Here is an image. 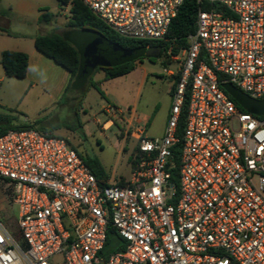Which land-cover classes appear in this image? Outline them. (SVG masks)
<instances>
[{
	"label": "built area",
	"instance_id": "1",
	"mask_svg": "<svg viewBox=\"0 0 264 264\" xmlns=\"http://www.w3.org/2000/svg\"><path fill=\"white\" fill-rule=\"evenodd\" d=\"M184 1L82 0L120 37L150 42L166 38ZM203 1L225 13L199 10L183 58L167 52L178 67L165 69L177 81L164 132L136 131L124 185L100 183L65 138L0 136V184L18 227L0 219V264H264V116L222 87L264 101V0ZM109 228L124 249L104 258Z\"/></svg>",
	"mask_w": 264,
	"mask_h": 264
},
{
	"label": "rangeland",
	"instance_id": "2",
	"mask_svg": "<svg viewBox=\"0 0 264 264\" xmlns=\"http://www.w3.org/2000/svg\"><path fill=\"white\" fill-rule=\"evenodd\" d=\"M69 7L61 9L57 0H43L42 10L39 17L45 13L55 16L51 23L40 24L39 17L30 15L22 16L12 12L6 13L10 16L11 27L7 29L12 36H18V41H8L17 44V48L23 51L34 49L32 38L42 34L37 24L44 25L46 34L64 35L69 29L66 22L70 16ZM75 34V33H74ZM64 37V36H63ZM70 38V37H69ZM74 46L79 50L81 57L87 66L85 75L90 80L98 83V87L104 92L105 97L118 103V109L125 115H129L130 108L136 107L139 114L145 112L146 106L157 102L159 107L153 113L150 125L141 127L145 130V136L149 138H161L163 129L167 122L168 94L167 90L171 82L167 79L165 69H177V63L172 61L166 64L165 54L157 60L151 61L143 58L135 62V69L127 78L117 77L119 80L113 85L101 88V70L91 74L92 53L95 48L97 36L82 32L71 38ZM9 45V48H16ZM153 53V54H152ZM151 54L154 55V51ZM183 58V54L179 55ZM41 62L32 64L31 72L26 79L5 80L0 91V114L6 116L7 120L14 126H29L39 133L49 136L68 135L65 137L79 152L90 157H97L108 175L114 180L131 178L134 153L139 141L131 138L124 117L121 114L110 111L106 114V120H111V130L103 131L100 118L101 107L104 101L100 93L94 87H89L85 96L72 103L65 101L64 96H59L60 86L63 85V70L47 58H41ZM148 74L147 83H143V77ZM92 75V76H91ZM143 83V84H142ZM72 88L68 93L77 95L80 85ZM60 85V86H59ZM83 97V98H82ZM86 110L84 112L83 110ZM113 110H117L113 107ZM81 123V127L79 126ZM3 125H7L5 122ZM52 132V133H47ZM117 183V182H111ZM10 192L0 184V219L9 227L12 233L18 231L16 224V208L7 198Z\"/></svg>",
	"mask_w": 264,
	"mask_h": 264
},
{
	"label": "trees",
	"instance_id": "3",
	"mask_svg": "<svg viewBox=\"0 0 264 264\" xmlns=\"http://www.w3.org/2000/svg\"><path fill=\"white\" fill-rule=\"evenodd\" d=\"M61 9L69 7V18L66 22V27L72 32H85L91 33L105 42L120 46L128 51H135L137 58L134 61L120 63L118 61L101 60V56L97 49L92 53V72L95 73L99 70L105 73L107 80L114 79L120 76L129 74L135 69V62L137 60L148 58L151 61L157 60L161 55L165 54L166 64L172 63L167 52L171 50L172 56L176 57L182 53L188 47V36L193 34L196 30V20L199 10H215L224 12L225 10L219 4H210L203 0H185L180 7L177 16L170 24L166 38L163 41L150 42L125 39L120 37L114 31H112L107 25H105L100 19H98L82 2V0H57ZM55 16L51 13H45L39 17V23H51ZM0 33L11 35V33L0 27ZM69 33V35H70ZM69 35L63 37L57 34L39 35L34 39V46L38 52L44 55L46 58L52 60L56 65L65 69L69 73V81L65 92L70 91L72 88H77L78 83L82 82L80 89L82 96L84 97L88 88L94 87L100 93L103 99H106L104 92L98 87V83L92 82L90 76L85 75L87 72V64L84 63L79 50L74 46L73 40L69 38ZM159 52L158 58L148 57V53ZM153 54V53H152ZM151 54V55H152ZM5 76L7 78L22 80L25 79L28 72L29 56L25 52H18L12 50H6L2 53L0 61ZM92 76V75H91ZM177 81V77L174 79ZM222 81L223 78L219 77ZM173 84V86H174ZM82 97V98H83ZM237 104V103H236ZM238 105V104H237ZM185 111H183L182 120L179 125L178 133L182 134L184 127ZM7 125H3L4 123ZM81 127V124L79 123ZM31 129L27 125L14 127L6 118L0 114V136L6 134L10 130H29ZM68 141V140H67ZM78 155L83 159L85 165L89 168L91 173L97 178L100 183L107 182L109 175L103 168L101 162L97 157H90L79 152L76 148ZM139 151L138 147L135 151ZM134 153V156L136 154ZM174 167L170 169L171 182L177 184L178 182V168L180 159V145L173 150ZM140 155L138 154L137 157ZM131 164H134L132 159ZM120 185H124L125 181L118 182ZM124 243V242H123ZM124 249L122 240L116 234L114 229L109 228L107 243L102 255L104 258L111 253Z\"/></svg>",
	"mask_w": 264,
	"mask_h": 264
},
{
	"label": "crops",
	"instance_id": "4",
	"mask_svg": "<svg viewBox=\"0 0 264 264\" xmlns=\"http://www.w3.org/2000/svg\"><path fill=\"white\" fill-rule=\"evenodd\" d=\"M42 5H43V0H0V27L7 28V29L11 27L10 16L7 15L6 13L12 12L15 14H21L22 16L30 15L33 17H39V11L43 9ZM37 26L40 27V30L42 32V34H39V35H47L45 32L46 30L44 29V25L37 24ZM70 32L71 31L69 30L62 36L65 37V36L69 35ZM74 33L79 34V32H72V33H70L69 37L72 38V36L75 35ZM39 35H37V36H39ZM37 36H34V38H32L33 44H34V39ZM10 39L18 41L19 37L18 36H12V34L7 35L5 33H0V61H1L2 53L6 50L25 52L21 48H17L16 43H12V42L8 41ZM11 44L16 45V46H14L16 48H9V45H11ZM25 53H27L29 56V66H28V72H27V76H26V78H28V76L31 72L32 64L34 62H41V60H42L41 58H43L45 56L42 55L40 52H38L36 50V48H34V49L31 48L30 50L26 51ZM48 60H50V59H48ZM50 61L53 62L52 60H50ZM62 70H63V76H62L63 77V83H61V84H63V85H61V86L59 85L60 86L59 96H61V97L64 96L65 101L72 103V106H73V104L75 102H78L80 100L81 90L79 91V93L77 95H75L74 92L73 93H68L69 91L65 92V89L67 87V84H68L70 77H69V73L65 69L62 68ZM99 74L101 76L100 77L101 88L103 86H106V85H113L117 82V80H119V78L107 80L105 78V73L103 71L99 72ZM130 74H131V72L127 75L120 76V77L127 78L126 76H129ZM147 77H149L148 74H145L143 77L142 82L144 84L147 83V81H148ZM10 79H12V78H7L5 76L4 69L0 63V91H2L3 82L5 80H10ZM167 79L169 81H172L170 87H168V90H167V94H168V98H169V101H168L169 106H168L167 114H169L170 106H171V89L173 87L174 80H173V78H170V77H167ZM103 101H104V104L101 107L100 118L103 119L104 121L101 125V129L103 131H107V130L112 129L113 122L111 120H108V121L106 120V114L110 113V111H111L110 109L115 107L117 109L115 112L118 114H121L124 117L128 129L131 131V138L134 140H137L136 131L141 127L147 128L150 125L152 118H153V113L159 107V104L157 102H153V104L151 103L149 106H146L145 112H142L141 114H139L137 112L136 107H132V108H130L131 110H130L129 115H125V113L122 110L118 109V107H119L118 103H115L113 100L111 101L109 98L103 99ZM83 111L86 112V110H83ZM167 118H168V115H167ZM163 132H164V129H163ZM47 133H52V132H47ZM57 137H62V138L67 137L68 138L69 136L68 135H60ZM121 180L126 181L125 179L113 181V179L110 176H109L108 181L109 182H120Z\"/></svg>",
	"mask_w": 264,
	"mask_h": 264
},
{
	"label": "water",
	"instance_id": "5",
	"mask_svg": "<svg viewBox=\"0 0 264 264\" xmlns=\"http://www.w3.org/2000/svg\"><path fill=\"white\" fill-rule=\"evenodd\" d=\"M94 48L99 51V54L103 59L107 61H118L120 63H126L136 60L137 53L135 51H128L120 46L108 43L102 39L96 40ZM160 53L157 51L154 55L148 57L158 58ZM223 89L231 96V98L246 112L254 114L256 116H264V101H256L251 99L242 91L235 88L232 84L226 83L222 85Z\"/></svg>",
	"mask_w": 264,
	"mask_h": 264
},
{
	"label": "flooded vegetation",
	"instance_id": "6",
	"mask_svg": "<svg viewBox=\"0 0 264 264\" xmlns=\"http://www.w3.org/2000/svg\"><path fill=\"white\" fill-rule=\"evenodd\" d=\"M149 55H151L150 53H148ZM101 60H106L105 58L103 59V57H101Z\"/></svg>",
	"mask_w": 264,
	"mask_h": 264
}]
</instances>
